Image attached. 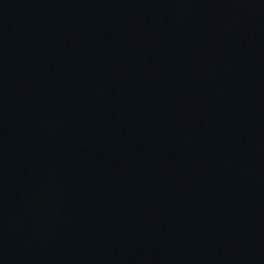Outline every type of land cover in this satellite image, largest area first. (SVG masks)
Here are the masks:
<instances>
[{
	"label": "water",
	"instance_id": "95a60500",
	"mask_svg": "<svg viewBox=\"0 0 264 264\" xmlns=\"http://www.w3.org/2000/svg\"><path fill=\"white\" fill-rule=\"evenodd\" d=\"M0 264H264V0H0Z\"/></svg>",
	"mask_w": 264,
	"mask_h": 264
}]
</instances>
